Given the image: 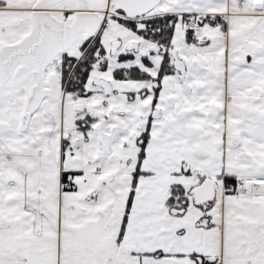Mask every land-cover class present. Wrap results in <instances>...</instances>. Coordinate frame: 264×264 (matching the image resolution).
Here are the masks:
<instances>
[{
    "label": "snow or ice",
    "instance_id": "6c2138e0",
    "mask_svg": "<svg viewBox=\"0 0 264 264\" xmlns=\"http://www.w3.org/2000/svg\"><path fill=\"white\" fill-rule=\"evenodd\" d=\"M0 264H264V0H0Z\"/></svg>",
    "mask_w": 264,
    "mask_h": 264
}]
</instances>
